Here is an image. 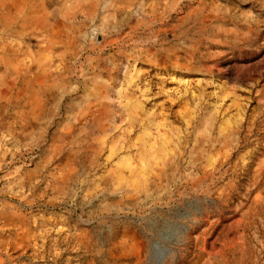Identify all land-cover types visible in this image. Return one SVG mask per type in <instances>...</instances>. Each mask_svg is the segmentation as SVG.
I'll use <instances>...</instances> for the list:
<instances>
[{
  "label": "rangeland",
  "instance_id": "rangeland-1",
  "mask_svg": "<svg viewBox=\"0 0 264 264\" xmlns=\"http://www.w3.org/2000/svg\"><path fill=\"white\" fill-rule=\"evenodd\" d=\"M0 264H264V0H0Z\"/></svg>",
  "mask_w": 264,
  "mask_h": 264
}]
</instances>
